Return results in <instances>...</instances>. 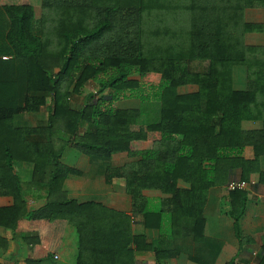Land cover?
<instances>
[{"label": "trees", "instance_id": "16d2710c", "mask_svg": "<svg viewBox=\"0 0 264 264\" xmlns=\"http://www.w3.org/2000/svg\"><path fill=\"white\" fill-rule=\"evenodd\" d=\"M25 1L0 0V197L13 198L0 207V228L26 233L34 254L28 264L56 255L68 229L77 237L75 264H134L133 244L152 249L140 247L126 214L68 197L65 181L82 173L62 161L72 147L98 165L107 184L121 182L147 220L162 212L149 210L143 193L159 190L171 196L169 210L202 234L210 189L228 185L232 171L247 183L261 171L264 47L247 45L246 36L264 34V23L245 16L264 11V0H41L39 19V5ZM171 20L189 25L178 31ZM235 67L247 70L245 91L234 89ZM91 83L99 89L74 108L72 96ZM190 85L198 92L179 93ZM128 96L138 108L117 109ZM148 108L157 111L155 121ZM45 109L46 122H21ZM244 122L260 127L248 131ZM120 153L137 160L115 166ZM18 162L33 164L45 205H29ZM247 195H229L239 239ZM7 244L0 237V250ZM256 264H264V246Z\"/></svg>", "mask_w": 264, "mask_h": 264}, {"label": "crops", "instance_id": "0c3cea01", "mask_svg": "<svg viewBox=\"0 0 264 264\" xmlns=\"http://www.w3.org/2000/svg\"><path fill=\"white\" fill-rule=\"evenodd\" d=\"M250 10L257 14H253L255 17L248 19L246 13L247 22L264 23L262 9ZM261 36L254 38L262 40L264 37ZM248 39L247 36L246 40ZM263 43L264 40H262ZM233 86L236 91L247 90L246 68H235ZM198 90V86L190 85L180 88L179 93L193 94ZM73 99L71 101L74 108H81L82 106L73 103ZM137 104L134 103L129 109L138 108ZM47 114L48 109H45L44 112L25 114L22 116L24 122H21L36 127L46 122ZM155 116L157 119V113ZM259 127L260 123L258 122L243 123V129L248 131L256 130ZM59 136L64 140H69L68 136L62 133ZM244 157L247 160L254 158V151L251 147L245 149ZM136 160L129 158L126 153L115 154L112 157L115 166H123ZM62 161L82 172L79 176L68 177L64 183V190L70 199L81 204L91 202L101 204L110 210L126 214L129 217L133 235L138 237L140 247H152L151 250L145 251L137 249V246L133 244L131 249L135 251L134 264H230L233 261L234 264H256L257 257L262 253L264 246V182H261L260 173L264 174V158L261 160V171L252 174L248 181V183L254 181L256 184L249 185V189L246 191L248 201L245 213L239 222L240 239L236 234L235 220L227 214L230 210L229 195L231 192L227 188L228 185L210 189L203 210L205 226L202 234L197 236L193 233L192 220L174 215L169 210L170 195L163 194L159 190L144 191L143 196L146 199L147 208L162 212V217L156 213L149 216L147 220L141 205L137 208L133 206L132 197L127 194L125 186L121 182L107 184L96 163H91L87 157L72 147L66 148ZM78 166L81 168H77ZM15 167L29 205L34 207L45 205L46 191L33 185V164L18 162ZM241 179L240 171H232L228 184L232 180L242 181ZM179 186L189 188L183 182ZM11 205H13L12 197H0V207ZM0 237L8 242L7 247L0 250V264H28L27 261L34 257L32 247L25 241V232L15 235L12 230L1 227ZM77 250V237L72 229H68L59 252L53 257L43 258L41 264H75ZM158 250H160L159 253L161 251H165V253L158 254Z\"/></svg>", "mask_w": 264, "mask_h": 264}, {"label": "rangeland", "instance_id": "374dc122", "mask_svg": "<svg viewBox=\"0 0 264 264\" xmlns=\"http://www.w3.org/2000/svg\"><path fill=\"white\" fill-rule=\"evenodd\" d=\"M6 1H9V0H5V2ZM14 2L15 1H17V0H13ZM22 1V0H21ZM25 2H28V3H30L32 6H34V7H36V5L38 6L39 5V8H37V11H36V13H37V18L39 19L41 16H42V10H41V0H26ZM247 17H248V19H252L253 17H255V15H253V14H257V12H255V11H251L250 9L249 10H247ZM246 17V16H245ZM188 20V17H186V19H185V21L184 22H186ZM49 23H48V25L49 26H51V25H53V21L52 20H50L49 19V21H48ZM169 25V27H171V28H174V29H176V30H178V31H180L181 30V28L183 29V27H187L189 24L188 23H185L184 25L182 24L180 27L178 26H175L177 23H175L174 21H169V23H168ZM264 35V34H263ZM248 37H249V39L248 40H246V44L247 45H250V46H258V47H264L263 45H264V43L262 44V40H264V38L262 39V40H256L254 37L256 36V37H260L261 35L260 34H257V35H255V34H249V35H247ZM247 36H246V39H247ZM261 37H264V36H261ZM53 50L55 49V48H52ZM9 58V57H8ZM8 60H10V59H8ZM196 68V67H195ZM235 68H237V67H235ZM196 69H198V67L196 68ZM198 70H200V69H198ZM56 71H58V69H56ZM99 88H98V86L97 85H95L94 83H91V84H88V85H86V87L82 90V93H81V95H79V96H77V95H74L75 97H73L72 96V98H74L73 99V103H76L77 105H80V106H83L86 102H87V95L89 94V93H92V92H96L97 90H98ZM77 99H78V101H77ZM72 100V99H71ZM77 101V102H76ZM138 101V100H137ZM136 100L134 101L133 99H130V97L128 96L127 98H122L121 100H119V102H117L116 104H115V107L117 108V109H129V108H131V105H133L134 103H138ZM138 105V104H137ZM135 106V105H134ZM74 107V106H73ZM148 115H149V121H155L156 120V113H157V111H155L154 109H152V110H150L149 108H148ZM77 155V154H76ZM115 160H117V158H115ZM16 168V167H15ZM77 168H81V166H78ZM250 182H252V181H250Z\"/></svg>", "mask_w": 264, "mask_h": 264}, {"label": "built area", "instance_id": "2783aa9c", "mask_svg": "<svg viewBox=\"0 0 264 264\" xmlns=\"http://www.w3.org/2000/svg\"><path fill=\"white\" fill-rule=\"evenodd\" d=\"M3 59H7L4 57ZM256 183L254 181L247 183L243 181H232L228 184V190L231 192L235 191H247L249 189V185H255ZM58 259V257H56Z\"/></svg>", "mask_w": 264, "mask_h": 264}]
</instances>
